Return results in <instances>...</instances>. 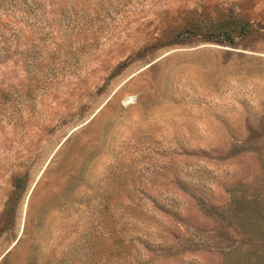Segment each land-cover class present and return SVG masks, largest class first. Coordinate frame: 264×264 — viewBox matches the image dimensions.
<instances>
[{
	"label": "rangeland",
	"instance_id": "374dc122",
	"mask_svg": "<svg viewBox=\"0 0 264 264\" xmlns=\"http://www.w3.org/2000/svg\"><path fill=\"white\" fill-rule=\"evenodd\" d=\"M0 264H264V0H0Z\"/></svg>",
	"mask_w": 264,
	"mask_h": 264
},
{
	"label": "trees",
	"instance_id": "16d2710c",
	"mask_svg": "<svg viewBox=\"0 0 264 264\" xmlns=\"http://www.w3.org/2000/svg\"><path fill=\"white\" fill-rule=\"evenodd\" d=\"M18 182H19V180L18 179H15V187L16 188L18 187Z\"/></svg>",
	"mask_w": 264,
	"mask_h": 264
}]
</instances>
